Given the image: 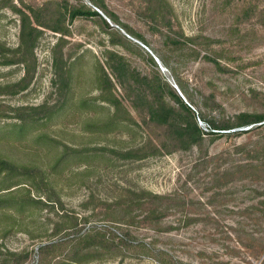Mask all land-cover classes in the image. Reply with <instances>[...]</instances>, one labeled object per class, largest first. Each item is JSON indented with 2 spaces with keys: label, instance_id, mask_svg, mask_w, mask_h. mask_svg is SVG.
<instances>
[{
  "label": "rangeland",
  "instance_id": "374dc122",
  "mask_svg": "<svg viewBox=\"0 0 264 264\" xmlns=\"http://www.w3.org/2000/svg\"><path fill=\"white\" fill-rule=\"evenodd\" d=\"M95 1L135 35L92 0H0V157L47 203L0 211V264H71L74 241L72 264H264V121L185 147L148 113L177 98L203 132L264 114V0ZM81 4L104 17H69ZM22 14L31 51L18 50ZM101 19L128 41L110 44ZM15 121L29 123L21 136L2 132ZM60 143L82 155L54 166Z\"/></svg>",
  "mask_w": 264,
  "mask_h": 264
},
{
  "label": "trees",
  "instance_id": "16d2710c",
  "mask_svg": "<svg viewBox=\"0 0 264 264\" xmlns=\"http://www.w3.org/2000/svg\"><path fill=\"white\" fill-rule=\"evenodd\" d=\"M94 5L102 11L103 14L106 15L110 21H112L117 26H120L121 28H124L128 34L135 35L132 30H130L125 24L121 23L118 19V17L111 11H109L106 6L103 4L102 1H95ZM82 14L86 15H97L98 13L95 10L90 9L89 7H86L84 4H81L77 7H72L69 10V17L79 16ZM105 27L110 31L112 34H117L119 36V41H115L114 39L110 38L109 42L110 44H117V43H126L128 40L119 33V31L115 28H113V25H108V23L101 19ZM53 30L62 31V29H59L57 27H52ZM38 30L33 27L30 24L29 18L27 15L22 14L20 18V31H19V44H18V50L25 44V42L29 43V50L31 51L33 42L37 36ZM107 57L116 56L119 61H122L123 57L122 55H118L116 52H114L111 49H106L104 51ZM99 69L103 71L102 66L99 65ZM20 84L17 83V85ZM181 88V85L178 84ZM22 87V86H21ZM102 100H106L105 98ZM114 100V98H113ZM83 100L80 102L82 103ZM176 102L178 103V107L174 108L172 106H169L166 104L163 100L154 99L149 102L148 105V113L151 119L154 118V120L161 125H166L170 128V137L179 142L182 146H189L191 144H196L199 140H201L203 133H208L211 135H228L230 132V128H234L236 126H239L240 124H252L255 122L264 121V114L259 115H252L248 113H239L235 116V120L232 122L226 121L223 124L215 125L211 123L209 125L210 131L203 132L200 127L197 125V122L195 120V117L193 115L192 110L181 103V101H178L176 98ZM95 106L104 108L101 104H96ZM67 108V100L65 98L62 99L60 102V113H62ZM50 116H46V118H49ZM198 117V116H196ZM93 125L98 127H105L110 124H113L114 121L109 120H97L91 122ZM264 123V122H262ZM29 125L28 122H12L2 129L5 131H2L5 134L9 135H15V137H19L25 132L26 127ZM233 134V133H230ZM40 138L39 134H36V138ZM82 152L73 145H68L66 143H60V151L58 152L56 159H55V165H59L60 168L64 165H66L69 161L75 160L77 157L81 156ZM89 157V155H87ZM11 166L13 167V163L9 160H4L2 157H0V211L5 210L9 211L11 214L15 212H27V216H31L36 211V208L38 205L46 206L47 203L42 201L37 194V191H31L29 190L25 184V173H21L19 179L16 181H10V170ZM47 184V180H46ZM141 198L144 200V202H147L148 200H151L153 198H159V195L149 192V191H143V195ZM49 200V199H46ZM145 204V203H144ZM50 205V204H49ZM156 207H148L146 211L144 212V217H150L154 214ZM61 219H64V223L62 221V224L66 223H72V221L75 220V217H68L67 215H61ZM60 228V226H56L51 229V231L54 233ZM81 248L78 247L77 242L74 241L71 243L68 251V257L65 258L66 262L69 263H75L79 261ZM24 258V255L21 256V260ZM55 264H64V261H60V263Z\"/></svg>",
  "mask_w": 264,
  "mask_h": 264
},
{
  "label": "water",
  "instance_id": "95a60500",
  "mask_svg": "<svg viewBox=\"0 0 264 264\" xmlns=\"http://www.w3.org/2000/svg\"><path fill=\"white\" fill-rule=\"evenodd\" d=\"M99 15H101L102 17H104L98 10H95ZM106 21H108L106 18H104ZM111 25V24H110ZM154 59L157 61V59L154 57ZM173 87L176 89V91L180 94V91L178 90L177 86L175 84H173Z\"/></svg>",
  "mask_w": 264,
  "mask_h": 264
}]
</instances>
